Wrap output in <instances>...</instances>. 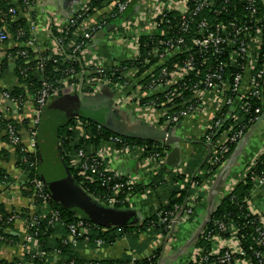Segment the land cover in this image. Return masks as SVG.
<instances>
[{
	"label": "trees",
	"instance_id": "trees-1",
	"mask_svg": "<svg viewBox=\"0 0 264 264\" xmlns=\"http://www.w3.org/2000/svg\"><path fill=\"white\" fill-rule=\"evenodd\" d=\"M20 1L22 3V0ZM123 1L124 0H92L89 5V11L85 12L83 14V18L78 22H75L74 20V26L71 25L67 30L62 32L54 29L52 31V36L53 39L59 43L62 53L60 56H54L49 51L37 55V53L26 45L32 37V33L28 27V17L18 18V14L17 16L9 15L8 13L12 6L10 7L8 0H0V28L7 29V35H9V37L12 35L15 39H17V35L20 30L24 31L23 36L20 39H17L21 44L10 53L21 51L27 52L28 54V57H18L17 59L16 72L19 78L20 86L16 87L13 92H6L9 93L14 100L24 102L28 99V97L34 98L42 89V84L44 82L49 83L53 88L58 86L62 89L63 86L61 81L70 77L67 74L69 69H74L76 72V75L71 81L80 86L82 82L81 77L83 76L82 70L84 68L88 72L91 70L85 49H92L91 42L83 41L80 37H78L77 33L81 24L91 14H95L111 6L112 10L110 12L117 16L112 18L110 22L118 24L121 31V25L130 19L135 11V8L130 7L125 14H119L117 6ZM159 1L161 2L164 0ZM245 5V0H232L228 5H225L224 0H222L216 4V9L227 7V10L223 11L219 16L214 13V11L207 10L196 18V22L206 19L209 24V30L214 29L221 23L228 25L236 19H240L242 16L247 15ZM258 7L259 13L257 18L259 20H264V8L261 5ZM22 8L25 13V5L23 3ZM4 14H6V16H4ZM175 15L178 14H170L172 24L164 25L155 33L153 38L155 40H168L177 39L181 36L185 37L188 43L187 47H192V53L195 54L198 71V74H193L189 77L191 79V83L193 84L204 79L208 70L219 63H223L227 66L225 68L224 78L232 81L233 77L240 72V66H243L245 61L241 58L232 57V50L230 49H225V54L219 57L213 56L212 53L199 51L198 48L193 46V40L197 37L199 31L197 28L198 22L192 26L190 35L179 33L177 30H174L176 21L173 20L172 16ZM4 19L5 23L2 24L1 21ZM251 33L255 35V29H253ZM150 37L151 36H142L140 38L141 53L135 59L122 62L115 67H109L107 69V76L105 77L114 80L116 83L119 81L123 82L125 79L119 78H121L122 72L125 70L134 68L135 76L141 77L146 75L152 66L160 63L157 57L149 55L156 46V43L152 42ZM261 41L262 46L264 47V34L261 35ZM82 42L85 44L83 47L85 49L74 53L75 48L70 44L73 43L75 45H79ZM187 56V54H182L168 60L164 64L157 65L155 70L148 74L149 76H147V79L142 83V85L147 87L152 80L159 79L161 71L164 68H166L169 72L175 71L178 66L183 64ZM45 57H49L50 59L45 61L44 70L41 71L40 62L41 59ZM54 58L58 59V62H54ZM77 59H80V62H78ZM259 59L260 60L257 61L251 68L253 73H258L262 70L264 72L263 54L261 55V58L259 57ZM147 61L150 63L146 64ZM114 71L117 72L115 75ZM90 77L96 78L99 76L92 74ZM83 78H85V85L82 86V91L85 93L89 90L86 86L88 78ZM260 89L261 92L264 93V77L261 81ZM166 95L171 97L170 104H168L163 111H161L162 108H158L162 112L160 114L162 123L165 122V120H167L166 118L169 116L174 115L176 112L194 103L196 99L194 92L189 90V88L184 87L179 89V86L175 85L168 88L165 95H156L150 98H144L143 101L146 103L153 101L155 105H160L166 102ZM64 96L66 95L59 94V96L53 97L49 102H52L55 98H62ZM246 103H250L251 105L249 113H245L243 111V106ZM256 110H259V112L257 113ZM223 112L224 115L219 118L221 119L220 127L210 132L211 135L209 139L208 135H206L205 139H203V153L196 157V159L194 158L195 160H193L188 171L186 170L185 173L173 172L169 175L165 164L161 170H158L150 184H139L132 192L128 189L123 190L120 196L122 202L117 206V209L120 211L130 210V204L125 201V196L128 193H132L133 198L136 196L146 195L152 191L155 192L159 189H168V197L159 200V205L155 215L146 222H143V225L137 226L133 220H131V222L129 221V224L125 227L104 228L93 220L79 218L70 210L59 205L53 199L49 190H45V194L49 197L48 201L45 202L42 198L38 196L35 197V217L37 218L35 222L38 224L35 229L38 231L37 239L39 241V246L42 251L47 253V258L35 259L32 258L31 254L27 253L24 258L4 264H51L55 260L53 255L56 252H59L57 264H130L132 256H130L129 253L125 254L122 259L116 260L107 257L102 258L103 256H99L100 253L97 254L90 252L86 256L82 254L84 249H96V241L102 240L104 242V248H109L118 239L125 236L128 238L132 252L137 254L139 264H159L161 251H158L150 260L143 258L142 254L149 245L150 240L155 238L154 235H162L165 238L169 236V231H165L162 226L153 227V224L157 222L156 214L159 212L165 215L173 212L175 213V208L178 207L179 209L176 214L179 215L183 207L190 203L193 197H196L197 207L203 202L207 193L196 190L197 187H203L205 185H209L210 188L213 187L220 176L223 167L229 161L232 154L235 153L240 142L230 146V151L226 155L225 160L222 161L221 165H213L211 163L215 146L221 141L223 133L228 130L232 131L233 129V131L236 132L244 129L246 136L249 130L256 124L257 121L254 122L255 118L257 117L260 119L264 116V98L263 96L256 98L252 95V92H249L242 96V99L239 102H236L234 106L226 107ZM73 114L74 115L72 116L69 115L65 118L63 117V121H60L57 118L55 119L53 115H49L46 107L38 127L36 156H34V153L30 151L27 143L25 144L22 142V144L17 145L19 168L26 172L29 177V181L24 186L26 191L23 190L25 196H31L34 194L33 185L30 184V180H32L35 176L40 180H42L41 175L43 174L50 177L44 166V155L46 158H49V154L53 152V149L52 147L49 148L48 144H46L47 139H50V143L55 142L53 147L56 148L65 168L69 170V173L77 186H80L84 190H88L87 194L90 195V198L91 195L95 196L96 194L103 196L107 195L110 189L103 185V179L101 177H95V182H90L87 179L88 176L82 173L80 165L72 164L73 160H75L80 151H84L89 156L96 157L100 151L99 149H101L105 144L104 141H108L110 138L115 137L122 138L126 142V145L130 148H144V158H152L157 154L162 155L163 150H165V143H161L160 141L135 140L119 136L109 131L104 127V120L101 112L91 113L76 110L73 111ZM10 124L16 128L17 132H19V128L14 121L6 120L3 117L0 118L1 131H5L8 134L7 128ZM80 128H82L81 130L84 135L80 133ZM42 137L46 138V140H41ZM208 145L211 146L210 154L207 149ZM117 148L122 149L120 145ZM254 165V169L251 172L241 175L240 178L243 179L234 187L232 191L229 192L226 188L223 189L222 197L216 208L212 221H210L205 229L206 233L213 229L215 220H233L234 222L242 225L246 222V208L244 200L251 196L252 191L256 189V177H259L261 173L264 172V156L256 159L254 161ZM51 167H54L53 163H51ZM233 178L234 177L230 176L227 181L225 180L226 182H224V185L227 186L229 180ZM186 179H188V182H185ZM123 180L124 179L121 178L120 181L122 182ZM12 182L13 178L1 169L0 183L10 185ZM118 182L119 180L115 179L111 182L110 186H113ZM44 204L47 205V208H44ZM51 211L57 212L61 218V221L55 226L49 225L51 220ZM11 216L12 215L7 213L5 208L0 205V234L11 240L17 241V239L14 236H11V233L8 232V229L12 226L9 222V218ZM30 217V214L25 211L24 218L29 222L33 221L34 219L32 220V217ZM81 220L86 222L91 227L88 235L78 238V244L76 246L64 244V239H67L69 233L68 226L76 224ZM245 233L249 236L246 246L250 249L251 245H254L253 239L250 237V235L254 234V229L247 226ZM196 246L204 247L206 249L210 248V244L203 234L197 241ZM88 257H94L95 259H89Z\"/></svg>",
	"mask_w": 264,
	"mask_h": 264
},
{
	"label": "built area",
	"instance_id": "built-area-1",
	"mask_svg": "<svg viewBox=\"0 0 264 264\" xmlns=\"http://www.w3.org/2000/svg\"><path fill=\"white\" fill-rule=\"evenodd\" d=\"M220 1L222 0H164L161 2L156 0L153 2L151 8H144L145 12L141 13L134 11L131 18L121 25V31L117 34L118 37L122 39V46L133 53L131 59L128 61L135 59L141 53L140 38L142 36H151L150 38L152 42L156 43V46L149 55L157 57L160 63L152 66L148 73L141 77L135 76L134 68L125 70L122 72L121 78H119L125 80L123 82L119 81L118 83L108 77H105L107 76V69L110 66H104L97 64L96 62L89 63L91 70L89 72L87 71L85 76L88 78L86 86L89 90L83 93L88 96H95L101 94L102 89L108 88L110 91L117 94L113 105L115 109L120 110L131 107L141 115H144V121L146 120L149 124L159 128H172L187 119L201 115L204 113V109L211 104L214 107L216 114L207 132L209 139L211 135L210 132L220 127L221 119L219 118L224 115L223 111L226 107L234 106L236 102H239L242 99V96L249 92H252V95L256 98H260L261 96L264 98V93H262L260 89L264 72L262 70L258 73H253L251 69L254 64L260 60L259 57L261 58L262 54L264 56V47L261 43V35L264 34V20H259L257 18L259 13L258 6L261 5L264 8V0H245V10L247 11V15L242 16L240 19H236L228 25L221 23L214 29L209 30V24L206 19L200 22L197 21V28L199 31L197 37L193 40V46L198 48L201 52L212 53L213 56L217 57L224 55L226 52L225 49H230L232 50V57L241 58L245 61V64L240 66V72L233 77L232 81L224 78L225 68L227 66L223 63H219L208 70L204 79L192 84L189 77L193 74H198L196 57L195 54L192 53V47H187L188 43L185 37L181 36L177 39L168 40H155L153 37L155 36V33L164 25L172 24L170 14L175 13L179 16H172L173 20L176 21L174 30H177L179 33L190 35L192 26L197 23L196 18H198L202 13L210 10L214 11V13L219 16L223 11L227 10V7L216 9V4ZM231 1L232 0H224V3L225 5H228ZM22 3L25 5V13L27 17L29 16L28 27L30 32L33 34L36 27L30 10L34 7L35 0H22ZM147 3H149V0H124L118 4L117 11L119 14H125L130 7H137L141 9ZM86 11L88 12V10ZM8 14L17 16L18 10L11 7ZM83 14L77 15L76 18L71 21L69 27L71 25L74 26L76 21L78 22L81 20L83 18ZM4 16H6V14H4ZM115 16L117 15H113V13L110 12L107 19L111 20ZM74 20L75 22L73 23ZM1 22L2 24L5 23V19ZM105 22L99 23L97 27H93L83 32L78 30V37H80L83 41L91 42L93 45V40L97 33L106 26ZM83 24L84 23H82L81 26ZM253 29H255V35L251 33ZM23 34L24 31L20 30L17 35V39H20ZM8 40L9 35H7V29L0 28V49L5 46ZM26 45L31 46L32 41L29 40ZM55 45L57 46L59 43L57 42ZM71 46L75 48L74 53L85 49L83 48L85 46L84 42L79 45L72 43ZM91 50L85 49V53H88ZM182 54H187L188 56L183 64L178 66L175 71L169 72L166 68H164L161 71L159 79L152 80L147 87L142 85V83L147 79V76H149L148 74L153 72L157 65L164 64L168 60ZM53 55L55 56V54ZM18 57H28V54L27 52L18 51L8 55V59H18ZM48 59L50 58L45 57L41 59V71L44 70L45 61ZM54 62H58V59L54 58ZM149 63V61L146 62V64ZM115 73L117 72L114 71V75ZM67 74L70 77L61 81L63 86L62 89L58 86L53 88L52 85L44 82L42 84V89L34 97L36 114L30 131L29 143L27 145L30 151L34 153V156H36L38 127L40 125L43 112L49 101L53 97L59 96V94L71 95L79 91V86L75 82L71 81L76 75L75 70L69 69ZM92 74H96L99 77L92 78L90 77ZM246 82H248V84ZM175 85L179 86V89L187 87L189 90L193 91L196 97L195 102L176 112L174 115L169 116L166 118L167 120L162 123L160 116L162 113L161 111H163V109L170 104L171 97L166 95V102L160 105H155L153 101L146 103L143 99L156 95H165L167 89ZM128 87L130 88L127 93L122 94V96L118 94L121 92L123 93ZM3 96L6 100L20 103L14 100L7 92H5ZM250 106V103H246L243 106V111L245 113H249L251 109ZM158 108H162V110L160 111ZM256 111L257 113L259 112V110ZM258 120L259 118L256 117L254 122ZM81 129L82 128H80V133L83 134ZM7 132L14 145L17 146L22 144V139L13 125L10 124L8 126ZM244 136V129L236 132L233 131V129L232 131H225L221 141L215 146L211 163L213 165H221L222 161L225 160L226 155L230 151V146L241 142ZM104 143L111 145L113 147V151L117 154H131L134 151H140L142 154L144 153V148H130L126 145V142L119 137L110 138L108 141H104ZM119 145L122 149L117 148ZM169 152L170 149L165 147V150H163L162 153L163 156L161 154H157L152 158H145L144 163H147V165L152 164L155 173H157L158 170H161L166 164V158ZM262 156H264V148L256 159L261 158ZM72 164L80 165L82 173L88 176L87 179L90 182H95V177H101L103 179V185L110 189L109 193L104 196L97 194L95 196L91 195V198H93L96 203L108 208L117 209V206L122 202L120 196L123 190L128 189L132 192L134 188L139 185L137 178L117 174L109 167L105 159L100 154H97L96 157H92L87 155L84 151H80L75 160H73ZM254 166L255 165L253 163V167L250 172L254 169ZM121 178L124 179L122 182L120 181ZM238 178L229 180L228 185L225 187L227 191H232L234 187L243 179L240 178L238 180ZM115 179H118L119 182L110 186L111 182ZM255 182L257 184L256 189L252 191L251 196L244 200L246 208V222L242 225L234 222L233 220H215L213 229L207 233L206 231L203 232V235L210 244V248L206 249L204 247L195 246L187 252V258L182 264H264V172L261 173L259 177H256ZM30 184L33 185L35 196L42 198L45 202L48 201L49 197L45 194L46 187L42 180L35 176L32 180H30ZM196 190L208 192L210 188L209 185H205L203 187H197ZM84 192L87 194L88 190H84ZM258 193H261L263 197L256 198L255 195ZM88 196L90 197V195ZM143 196L145 195H142V197ZM255 198L256 200L262 199V206L255 201ZM131 199L132 193H128L125 196V201L130 204ZM196 202V197H193L191 202L186 205L187 207L179 220L177 219L178 215L176 214L179 209L178 207L175 208V213L173 212L166 215L161 212L157 213V222L153 224V227L162 226L165 231H169L170 234L174 224H183L184 221L193 215L197 204ZM44 208H47V205L44 204ZM50 214V226H55L61 221L60 215L57 212L51 211ZM17 219H19V216L13 214L9 218V222L12 224ZM31 219L34 220L28 222L27 235L24 240L19 242L11 240L0 234V242L20 247L22 250L31 254L32 258L45 259L47 258V253L41 250L37 239L38 231L35 229L38 225L35 222L37 218L34 215ZM247 226L254 229V234L250 235L253 239L254 245L252 244L250 249L246 246V243L248 242L247 239L249 237L245 233ZM90 228L91 227L83 220L68 226L69 233L67 239H64V244L76 246L78 244V238L88 235ZM177 232L178 229H176L173 238L176 237ZM4 234L7 235L6 233ZM121 241H125L126 245L128 244L129 246V255L132 256L130 264H139L138 256L136 253L132 252L130 243L126 236L118 239L112 246H115ZM96 245L95 250L100 251V254L106 250L102 240L96 241ZM58 256L59 252L54 253V261H58ZM151 258L152 257L149 256L146 259L150 260Z\"/></svg>",
	"mask_w": 264,
	"mask_h": 264
},
{
	"label": "crops",
	"instance_id": "crops-1",
	"mask_svg": "<svg viewBox=\"0 0 264 264\" xmlns=\"http://www.w3.org/2000/svg\"><path fill=\"white\" fill-rule=\"evenodd\" d=\"M8 1L10 7L12 6L18 10V18L27 17L26 13L23 12L24 10L20 0ZM91 1L92 0H35L34 7L30 11L32 18L34 19L36 29L30 39V41H32V45L28 46L35 53H37V55L49 51L52 54H55V56H60L62 54L60 46L57 45V47L55 45L57 42L53 39L52 31L54 29L59 32L67 30L69 24L74 18H76L77 15L87 12L86 10L89 11ZM154 1L156 0H149V3L147 4L150 5L145 4V6L141 9L135 7V11L141 13L145 12V9L151 8ZM110 11L111 6L95 14H91L85 21H83L84 24L79 28V30L83 32L93 27H97L99 23L107 21L105 22L106 27L99 31L95 36L92 50L90 49L91 51L88 53L86 52L89 63L96 62L97 64L113 67L122 62L128 61L133 55L130 50L128 51L125 49V47L121 44L122 39H120L117 35L120 31V26L114 31L110 30V32L102 35V33L110 25L116 24L107 19ZM20 44L21 43L11 35L5 46L0 49V118L3 117L6 120L14 121L19 128L18 133L22 142L25 144L27 143L28 145L30 131L36 114V104L34 98L28 97V99L24 102L15 103L13 101L6 100L3 96L6 91L13 92L16 87L20 86L19 78L16 72L17 59H8V55L11 54L10 52L15 50V48H17ZM86 72L87 70L84 68L82 70L84 76L81 77V81L83 80L82 86L85 85V78L83 77L86 76ZM246 83L248 84V82ZM129 88L130 87H128L123 93L121 92L118 94L122 96V94L127 93ZM103 90L104 89H102L101 95L105 94ZM108 91L114 95L111 99L112 104L114 105V100L116 99L115 96H117V94L110 91V89H108ZM120 110H122V112H124L123 114L126 115V117H118L120 120L122 119V123L121 121H118L120 124L132 128L133 126L136 127V124L143 125L145 122L148 123L146 120H143L145 119L143 114L141 115L131 107ZM215 114L216 111L214 107L209 104L204 109L203 114L194 116L183 121L181 124L170 128L172 131V139L180 140L179 143L172 145L180 148L181 163L177 169L169 172V175L173 172L185 173L186 170H189L193 160L203 153V139H205L207 135ZM156 128L160 130L168 129L167 127ZM169 137V134H167V139ZM49 140H46V144H48L49 148L52 147L53 149V152H51L50 155L54 163L55 174H59L58 177L61 179L58 180V182H64V188L66 189L64 191L66 193H61L59 191L60 196L57 195V193H55L56 190L51 186L56 183V180H54L51 175L50 177L47 175L45 176L44 174L41 176L45 180L53 199L62 206L63 203L70 202L69 194L70 192H73L75 188L60 155L58 154L56 148L53 147L55 142L50 143L51 141ZM263 148L264 122L261 124L259 129L254 132L249 140V143L245 146L237 160H235L231 169V176L234 178L239 177L240 179L242 174H248L253 167L256 157L260 154ZM99 150L98 154L105 159L109 167L117 174L126 177H135L137 178L139 184H150L153 177L156 175L152 164L147 165V163H144L145 158L140 151H134L131 154H117L113 151V147L109 144H104ZM18 162L19 156L17 153V146L12 143L10 137L5 131L0 130V170H4L13 178V182L10 185L0 183V205L5 208L7 213L19 216V219L12 223L8 232L11 233V236H14L17 241L21 242L26 238L27 225L29 222L24 218V213L26 211L31 217L35 215L36 196L34 194L31 196H25L23 190H25L24 186L29 181V177L26 172L19 168ZM185 182H188V179H186ZM205 193H207L205 199L198 207L196 204L193 215L184 221L180 228H177L178 232L176 237L167 241L168 237L165 238L162 235H154L155 238L150 240L149 245L142 253L143 258H147L149 256L153 257L158 251H161L160 260L162 261H159V264H182L186 260L187 251H183L184 247L196 235L198 230L203 227L213 209L214 199L209 197L208 192ZM255 196L256 198L263 197L261 193H258ZM167 197L168 189H159L155 192L152 191L143 197H133L130 202V210L132 214L131 220H133L137 226L143 225V222H146L155 215L159 205V200ZM256 198L255 201L262 206V199L256 200ZM105 249L106 250L101 252L99 256H103L102 258L107 257L113 260L122 259L125 254L130 252L129 246L128 244L126 245L125 241H121L115 246ZM97 251L95 249L87 248L82 251V254L86 256L90 252L97 254L100 253V251ZM26 254L27 252L22 250L20 247L0 242V264L24 258ZM88 258L95 259L94 257ZM51 264H57V261H54Z\"/></svg>",
	"mask_w": 264,
	"mask_h": 264
},
{
	"label": "water",
	"instance_id": "water-1",
	"mask_svg": "<svg viewBox=\"0 0 264 264\" xmlns=\"http://www.w3.org/2000/svg\"><path fill=\"white\" fill-rule=\"evenodd\" d=\"M119 25L112 24L110 25L103 33L110 32V30H115ZM80 62V59H77ZM83 75V73H82ZM84 76V75H83ZM82 84L81 82L79 91L77 93L66 95L62 98H55L52 102H49L47 109L48 114L53 115L54 118L63 121V117H67L69 115H74L73 111H80V112H91L97 113L102 112V118L104 120V127L109 131L130 139L135 140H151V141H160L161 143H165L166 147L170 149V152L166 158V169L169 172L174 171L180 166L181 163V150L179 147H174L172 144H177L180 140L172 139V131L170 128L165 130H160L154 126L149 125L148 123H143V125L136 124V127H127L123 124H120L118 121H121L118 117H126L122 112V110H117L114 108L112 104V95L108 88H104V95H95V96H88L83 93L82 91ZM108 114L109 116H107ZM62 119V120H61ZM264 122V116L260 118L256 124L249 130L248 134L243 138V140L239 143V146L235 153L230 157L229 161L223 167V170L218 177L216 183L213 187L210 188L208 191V195L211 199H214L213 209L211 214L209 215L208 219L206 220L203 227L198 230L196 235L189 241L186 246L184 247L183 251H189L192 247L195 246L196 242L199 240L203 232L205 231L207 225L212 221L214 213L216 212V208L220 202L222 197L223 189L226 185V182L230 176L232 175V166L239 157V155L244 150L245 146L249 143L250 138L254 134V132L259 129L261 124ZM167 134H169V138L167 139ZM207 149L209 154L211 152V146L208 145ZM205 163V162H204ZM67 169V168H66ZM70 179L74 185V191L70 192V202L63 203L62 206L66 209L73 212L76 216L86 220H93L94 222L100 224L104 228H118V227H125L129 224V221L132 218L131 210L127 211H120L118 209H112L105 206H102L92 199H90L80 188L77 186L67 169ZM26 179V178H25ZM226 180V181H225ZM43 183L45 184L46 190H48V186L45 180L42 178ZM56 190L55 193L60 196L59 191L62 193H66L64 190V182L59 181L51 185ZM186 208V205L181 210L180 214L177 216V219H181L183 212ZM182 224H174L172 230L168 236V240L170 241L177 228L181 227ZM162 259V258H161ZM162 261V260H160Z\"/></svg>",
	"mask_w": 264,
	"mask_h": 264
},
{
	"label": "rangeland",
	"instance_id": "rangeland-1",
	"mask_svg": "<svg viewBox=\"0 0 264 264\" xmlns=\"http://www.w3.org/2000/svg\"><path fill=\"white\" fill-rule=\"evenodd\" d=\"M41 140H46V138L42 137ZM49 156H50L49 158H46V156L44 155V157H45L44 166H45L46 170L48 171L49 175H51V177L54 178V180H56V182H58V180H61V179L58 177L59 174H55L56 173L55 168L51 167V163H53V161H52L50 154H49ZM53 165H54V163H53Z\"/></svg>",
	"mask_w": 264,
	"mask_h": 264
},
{
	"label": "flooded vegetation",
	"instance_id": "flooded-vegetation-1",
	"mask_svg": "<svg viewBox=\"0 0 264 264\" xmlns=\"http://www.w3.org/2000/svg\"><path fill=\"white\" fill-rule=\"evenodd\" d=\"M88 112V111H87ZM102 113V112H101ZM107 116H109L108 114H106ZM81 188V187H80ZM82 189V188H81ZM82 191L84 192V190L82 189ZM85 193V192H84ZM87 195V194H86ZM88 196V195H87ZM89 197V196H88ZM90 198V197H89ZM91 199V198H90ZM93 200V199H92ZM94 201V200H93ZM135 221V220H134ZM131 222V220H130ZM136 222V221H135Z\"/></svg>",
	"mask_w": 264,
	"mask_h": 264
}]
</instances>
